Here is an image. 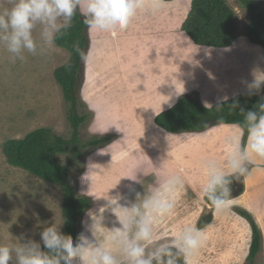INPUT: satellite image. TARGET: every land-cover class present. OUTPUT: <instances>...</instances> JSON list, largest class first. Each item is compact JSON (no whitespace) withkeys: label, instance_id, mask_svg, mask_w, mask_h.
Masks as SVG:
<instances>
[{"label":"rangeland","instance_id":"rangeland-1","mask_svg":"<svg viewBox=\"0 0 264 264\" xmlns=\"http://www.w3.org/2000/svg\"><path fill=\"white\" fill-rule=\"evenodd\" d=\"M226 1L236 14L238 35L237 42L229 50L199 49L190 45V38L178 26L187 19L192 0L168 2L167 8L161 12L172 19L168 25L162 22L159 13L158 17L151 14L138 16L124 31L88 28L93 50L89 52L90 57L84 66L77 109V114L87 115L88 118L78 132L83 144L94 138L105 137L110 138L111 142L86 147L81 159L70 169L69 177L78 195L92 201L81 218L80 234L83 232L91 237L88 226L92 221L88 213L98 212L107 203L104 197L120 194L126 198L121 203L130 206L136 193L150 185V182L144 181L145 177L152 178V174L157 176L153 168L173 172L172 164L178 159L179 147L173 145L171 149L174 158H169L166 147L171 145L161 140L166 137L162 136V130L155 125V117L169 106L165 96L169 98V95L175 94V84L182 88L200 83L196 89L187 90L180 97L196 93L200 101L210 104L233 97L240 92L238 90L246 91L243 81H252L253 69L264 70V49L251 45L246 35V28L251 22L249 10L242 0ZM255 3L264 12V0H255ZM78 13L84 18L81 11L78 10ZM33 34L38 37L39 28ZM162 45L168 46V50L161 48ZM152 53L154 57L150 55ZM24 56L22 61L14 59L6 48L0 46V243L16 241V237L22 236L40 241L44 227L55 221L64 222L61 187L9 165L3 153V145L8 140L22 139L40 128L51 129L65 139L72 137L74 130L69 121L71 109L55 78L56 70L68 63L72 54L53 42L42 54L25 52ZM162 57L165 61L163 64L159 63ZM141 81L146 86L140 88ZM160 84L169 85L170 89L165 93L162 90L154 91ZM260 95L264 97V88ZM215 130L217 134L212 139L221 144L217 153L226 156V140L236 129L221 125ZM164 134L170 139L178 135L166 131ZM190 137L194 136L187 138ZM101 149H105L103 154H99ZM162 152L167 155L166 158ZM58 160L65 166L70 164L68 154L58 156ZM163 161L164 167L160 168ZM90 168L93 169L90 179L82 181L81 177ZM179 169L184 167L181 165ZM127 176L133 179L141 177L144 183L139 182L137 185L136 180ZM262 181L261 170H255L248 184L252 187ZM205 183L206 180H203L202 184ZM107 187L110 188L104 191ZM96 190L100 201L92 195ZM263 192L261 189H251L255 200L254 209L261 216L257 224L260 232L264 221V205L261 208ZM186 193L192 195L191 192ZM199 194L194 193L197 198L186 208L189 217L200 210ZM183 201L188 204V198L183 197ZM202 201L208 203L204 198ZM226 211L215 214L213 210L200 211L201 214H194L186 225L203 229L211 224L210 228L203 230L206 238L211 233L220 238L239 236L240 246H236L229 264H240L250 248L249 231L245 225L234 221L227 227L226 221H223ZM175 212L170 215L171 221L173 216L179 217ZM104 215L105 225L111 228L116 218L110 210ZM197 217L199 220L193 224ZM205 220L207 225L201 227L200 224ZM64 225L65 222L61 225V231L66 234ZM116 226L119 224L116 223ZM262 232L264 245V223ZM192 262L193 256L189 264ZM245 263L248 264L247 261ZM249 264H264V250Z\"/></svg>","mask_w":264,"mask_h":264},{"label":"clouds","instance_id":"clouds-1","mask_svg":"<svg viewBox=\"0 0 264 264\" xmlns=\"http://www.w3.org/2000/svg\"><path fill=\"white\" fill-rule=\"evenodd\" d=\"M167 6L168 0H0V46L22 61L25 52L36 55L50 48L56 34L71 26L78 10L90 29L124 31L138 16L157 15ZM37 28L38 37L33 34ZM76 50L82 59H88V54L78 46ZM252 76L251 82L243 83L249 95H259L264 88V70L255 68ZM184 91V86L175 84L177 96ZM209 106L205 102L204 107ZM231 106L238 108V103ZM240 111L244 119L226 140V159L220 162L210 158L201 165L206 176L202 192L215 212L229 208L232 178L246 179L249 165L257 159L264 160V98L254 109ZM104 152L101 149L99 154ZM92 171L90 168L81 180H89ZM183 185L180 175L169 176L162 182L157 178L144 195L136 193L130 206L121 203L126 198L120 194L107 195V203L98 212L88 213L91 237L82 232L74 242L71 235L61 231L64 222L55 221L44 227L40 241L22 236L0 243V264H181V260L189 264L206 241L203 229L188 224L171 237L157 235L155 231L158 221L173 214L176 196ZM109 210L116 218L111 228L104 223V214Z\"/></svg>","mask_w":264,"mask_h":264},{"label":"trees","instance_id":"trees-1","mask_svg":"<svg viewBox=\"0 0 264 264\" xmlns=\"http://www.w3.org/2000/svg\"><path fill=\"white\" fill-rule=\"evenodd\" d=\"M172 1L175 0H168V2ZM242 3L250 12L251 22L246 28L249 41L264 47V12L255 0H242ZM189 10L188 17L182 24V30L195 45L216 49H227L235 45L238 38L237 19L226 0H192ZM88 28L84 18H81L77 11L71 26L62 29L54 38L58 47L72 54L71 60L55 72V78L62 87L66 103L71 109L69 121L74 130L72 137L65 139L51 129L40 128L22 139L8 140L3 145V153L9 165L24 169L44 182L61 187L65 233L71 235L74 242L80 234L81 218L92 201L86 196L78 195L69 177L70 169L81 159L86 147H96L111 142L110 138L105 137L94 138L83 144L80 139L81 134L78 132L88 118L87 115L77 114L80 104V81L82 76L84 78V66L88 59L85 61L81 58L76 46L80 51L90 55L93 46H90ZM262 98L264 97L260 94L249 95L246 92L206 109L196 93H191L183 95L171 108L159 113L155 117V124L170 134L199 133L222 124L237 125L244 119V114L240 110L254 109ZM233 103H238V108H233L231 106ZM218 104L223 105L217 108ZM227 127L236 129L235 126ZM64 154L70 156V164L67 166L58 160V156ZM239 213L250 222L253 231L247 258L249 264L255 260L260 251H263L262 235L252 216L245 211ZM206 221L200 226L207 225Z\"/></svg>","mask_w":264,"mask_h":264},{"label":"crops","instance_id":"crops-1","mask_svg":"<svg viewBox=\"0 0 264 264\" xmlns=\"http://www.w3.org/2000/svg\"><path fill=\"white\" fill-rule=\"evenodd\" d=\"M174 3V2H173ZM159 16L162 19V22L165 23L166 25H168L169 23H171L172 19H170L169 16L167 15H163V13H160ZM158 17V14H157ZM184 22V20H183ZM179 30H181V32L185 33L182 30V23L179 24ZM185 35L188 37V35L185 33ZM189 38V37H188ZM238 40V38H237ZM236 40V42H237ZM191 41V39H190ZM248 42L253 45V46H259V45H254L252 44L249 39ZM192 47H199L200 48H205V49H209L206 47H200L195 45L192 41L191 44ZM168 46H164L162 45L161 48L168 50L167 48ZM234 47V46H232ZM227 48V49H219V50H229L231 49ZM262 50L264 49V47L259 46ZM216 49V48H213ZM218 50V49H217ZM152 57H154L153 53L150 54ZM165 55H167V53H165ZM165 55L163 56L164 59ZM163 57L159 60V63L163 64L165 63V61H163ZM200 84V83H199ZM198 84V85H199ZM140 85L142 88V86H146V84H144L142 81L140 82ZM163 84L158 85L156 88H154V91H158L160 92L161 90L165 91L169 90L170 87L168 86H162ZM197 83L193 86H185V91L187 90H191V89H196L195 87H198ZM183 88V87H182ZM138 90H140L138 88ZM184 91V92H185ZM240 91V92H239ZM239 93H236V95L241 94V93H246L248 92L246 91H241L238 90ZM164 93L162 92V95H164ZM234 94L233 97L236 96ZM231 97H227L226 99H222L223 101L228 100ZM180 98V95L177 96L176 92L175 94L173 93L172 95H169V98H167L165 96V99L169 101V106L164 110H167L169 108H171L176 102L177 100ZM170 99V100H169ZM222 100H218V102L222 101ZM216 102V103H218ZM203 104H205L204 102H202ZM216 103H210L212 107L213 105H215ZM161 113V112H159ZM158 113V114H159ZM156 125V124H155ZM223 125V124H222ZM227 126H236V125H228L225 124ZM157 126V125H156ZM158 127V126H157ZM217 127H221V125H216L213 126L211 128H209L208 130L204 131V132H199V133H193V132H184V133H179L175 138L170 139L168 136H166V134H164V130L161 129L160 127H158L159 129H161L162 131L161 134L162 136H165L166 138L162 137L161 140L166 141L169 145H171L170 147L166 145L163 146H167V151L166 154L169 156V158H174V154L172 153V147L174 144H176L179 147V156L178 159L175 160V162L172 164L173 167V172L169 171H157L155 168H153L155 170V173L157 174V176H153L152 174V178H150V176L145 177V182H150V185H153V182L159 178L160 181L162 182L163 180H165L167 177L172 176V175H180L183 177L184 179V188L182 190H180L176 196V205H175V209L176 212L175 214H178L179 217L177 216H173L172 217V221L170 216L164 218L161 221H158L157 224L155 225V231L157 233V235H163V236H167V237H171V235L173 233H177L179 232L183 226L186 225L187 221L189 219H191L192 216H194V214H196L198 216V214H201L202 211L205 210H213V207L211 204L206 203L205 201H202V199H205V196L202 192V187L204 186V184H202L203 180H206V176L204 174V171L202 169V162L206 159H215L218 160L220 162H223L226 159V156H224V153H217V150L220 147V143H217L218 140H213L212 137H214V135H216L217 133L214 132L216 131L215 129H217ZM230 129V128H228ZM229 133V131H228ZM189 136H194V137H190L187 138ZM169 138V139H168ZM171 152V153H170ZM162 154L164 155V157L166 158V154L164 152H162ZM224 157V158H223ZM165 160V159H164ZM184 162V163H181ZM188 168H187V166ZM183 166L184 169H179L178 167ZM251 166L249 167L250 169V174L247 176L246 179H244L243 177H241L240 179H235L232 178V183L230 185V189H231V196H232V201L231 204L228 208V210L224 213L226 214V217L224 218L223 221H226V226L228 227V224L230 226V222H237V223H241L243 225H245V227H247V230L249 231V245L248 247L251 246V241H252V236H253V231L252 226L250 227V222L244 218L239 211H245L246 213H248L250 216H252V218L254 219V221L256 222V224L259 225L260 223V218L261 216L259 215L258 212L255 211V200L252 197L251 193V189L252 188H256V189H261V191L264 190V161H259V159L255 160L252 164H250ZM255 170H261L262 176H263V181L260 184H256L252 187H250V185L248 184V180L250 178V175L253 173V171ZM182 171V172H181ZM203 173L202 175H200V173ZM128 177V176H127ZM126 177V178H127ZM143 178L139 177V179L136 180L137 185L139 184V182H143L142 181ZM125 183H127L126 179H125ZM150 185L147 186H142V190L140 191L141 195H144L146 193V189H144L145 187H149ZM107 189H105L104 191H107ZM187 192H191L192 195L188 196ZM97 190L95 192H93V197L95 198V200H99L100 198L97 196ZM123 192V191H122ZM200 193L198 197H200V203L199 204V211L195 212L194 214H192L190 217L188 215H186V208L187 206H189L191 203H194V198H197V196H194V193ZM264 194V192H263ZM262 194V195H263ZM183 197L188 198V204L187 202L183 201ZM135 199H133V201L135 202ZM100 201V200H99ZM208 202V201H207ZM261 208L264 205V199L261 200ZM127 206V205H126ZM201 211V212H200ZM264 211V208H263ZM213 214H215V211L213 212ZM262 215V214H261ZM188 216V218H187ZM263 217V216H262ZM199 220V218L197 217L194 220L195 224L197 221ZM263 223L264 221H262L261 223V235L263 236V232H262V228H263ZM250 224V225H249ZM212 225L208 224L207 226L203 227V230H207L208 228H210ZM225 226V228H226ZM214 234L211 233L207 238L206 241L203 245V247L196 253L193 255V261L192 264H229L234 256V250L236 248V246H240V238L239 236H223L224 238H220V236H213ZM234 235V234H232ZM264 245L262 244V247ZM264 250V248H263ZM250 253V248L248 249V253L246 254V256L243 258L242 262L240 264H246L245 261H247V258L249 256Z\"/></svg>","mask_w":264,"mask_h":264}]
</instances>
